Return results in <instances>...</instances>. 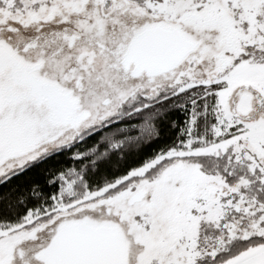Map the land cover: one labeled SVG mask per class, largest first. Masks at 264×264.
<instances>
[{
  "label": "snow or ice",
  "instance_id": "6c2138e0",
  "mask_svg": "<svg viewBox=\"0 0 264 264\" xmlns=\"http://www.w3.org/2000/svg\"><path fill=\"white\" fill-rule=\"evenodd\" d=\"M0 264H264V0H0Z\"/></svg>",
  "mask_w": 264,
  "mask_h": 264
}]
</instances>
